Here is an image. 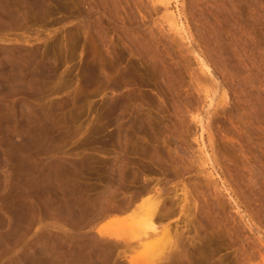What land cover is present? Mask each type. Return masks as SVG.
Here are the masks:
<instances>
[{"label": "rangeland", "instance_id": "1", "mask_svg": "<svg viewBox=\"0 0 264 264\" xmlns=\"http://www.w3.org/2000/svg\"><path fill=\"white\" fill-rule=\"evenodd\" d=\"M43 1L0 17V264H84L99 227L134 243L86 264H264V0ZM145 186L171 258L84 216Z\"/></svg>", "mask_w": 264, "mask_h": 264}, {"label": "bare ground", "instance_id": "2", "mask_svg": "<svg viewBox=\"0 0 264 264\" xmlns=\"http://www.w3.org/2000/svg\"><path fill=\"white\" fill-rule=\"evenodd\" d=\"M43 6V0H20L18 6L6 4L0 0V11L2 12L0 17L4 19L6 16H22L30 13L36 15L38 10L39 12L42 11ZM175 26L180 25L175 24ZM147 124H150V121H135L131 124V127L143 131L146 129ZM156 192L154 187L145 186L136 196L125 197L119 204L112 202L114 199L106 197L101 200L99 206L86 208L84 216L87 218V223L94 227V223L102 217L122 215L128 210H133L139 215V220L134 226V231L137 233L134 239L139 240L137 244H142L144 240V244H149L153 249H168L166 255L167 258H171L174 254L173 246L176 242L173 239L172 231L167 226H161V223L167 217L164 210L166 199H160L161 194ZM97 232L100 237L95 236L96 240L90 245L86 253L87 256L79 258L80 261L81 259L84 260V264L87 262H100L98 258H94L95 255H98L99 250L110 255V252H115L118 247H131L134 243L127 241V238L122 235L105 230L103 227H99ZM41 263L43 264V262Z\"/></svg>", "mask_w": 264, "mask_h": 264}]
</instances>
